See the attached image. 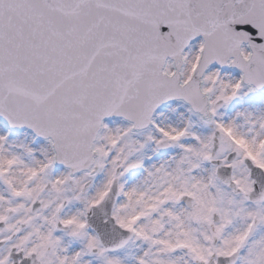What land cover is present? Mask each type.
Segmentation results:
<instances>
[{
    "label": "snow or ice",
    "instance_id": "6c2138e0",
    "mask_svg": "<svg viewBox=\"0 0 264 264\" xmlns=\"http://www.w3.org/2000/svg\"><path fill=\"white\" fill-rule=\"evenodd\" d=\"M0 264H264V0H0Z\"/></svg>",
    "mask_w": 264,
    "mask_h": 264
}]
</instances>
